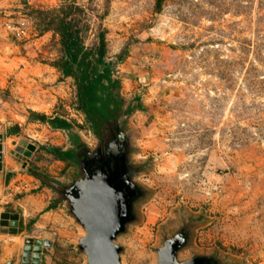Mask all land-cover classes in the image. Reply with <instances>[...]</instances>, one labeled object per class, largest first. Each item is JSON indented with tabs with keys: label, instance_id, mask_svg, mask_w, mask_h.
Masks as SVG:
<instances>
[{
	"label": "rangeland",
	"instance_id": "374dc122",
	"mask_svg": "<svg viewBox=\"0 0 264 264\" xmlns=\"http://www.w3.org/2000/svg\"><path fill=\"white\" fill-rule=\"evenodd\" d=\"M70 3L83 9L77 19L87 48L104 30L99 69L106 65L117 80L123 108H134L108 141L125 138L141 189L135 218L116 239L121 263L154 264L162 242L189 224L180 259L264 264V0H0L2 162H29L12 153L25 139L34 145L29 169L63 180V188L81 166L54 162L46 147L70 145L68 135L27 116L66 119L85 153L99 144L76 108L73 78L55 67L59 36L36 15ZM46 188H29L28 201L57 199V207L44 224L30 222L40 211L19 216L17 234L0 233V262L20 264L23 240L47 236L46 264H85L81 227L60 192ZM6 191L0 176V212H16Z\"/></svg>",
	"mask_w": 264,
	"mask_h": 264
},
{
	"label": "water",
	"instance_id": "95a60500",
	"mask_svg": "<svg viewBox=\"0 0 264 264\" xmlns=\"http://www.w3.org/2000/svg\"><path fill=\"white\" fill-rule=\"evenodd\" d=\"M120 137L118 133L106 149L97 146L94 151L88 150L80 160L81 174L60 191L70 215L82 229L77 248L85 256V264H122V246L116 239L135 218L133 207L141 196V189L132 179L134 170ZM2 139L0 134V169ZM18 142L12 153L30 158L34 145L22 138ZM48 149L52 151L53 147ZM18 220L16 212H0V233L17 234ZM187 234L181 229L166 238L156 250L154 264H218L210 255L180 259L178 253L186 245ZM23 242L20 264H40L42 248L49 244L48 237L45 240L26 237Z\"/></svg>",
	"mask_w": 264,
	"mask_h": 264
},
{
	"label": "trees",
	"instance_id": "16d2710c",
	"mask_svg": "<svg viewBox=\"0 0 264 264\" xmlns=\"http://www.w3.org/2000/svg\"><path fill=\"white\" fill-rule=\"evenodd\" d=\"M81 12H83L81 7L70 3L60 6L58 10H36V15L42 29L58 34L63 56L55 63V67L64 76L73 78L76 88V108L84 115L89 129L102 145L104 141L115 137L116 132L120 130L121 127L118 125L120 115L128 116L134 108L132 106L123 108L122 100L114 91L118 87L117 80L111 78L106 65L99 69L104 63L106 54L104 30L98 33V43L95 48H87L84 45L85 30L79 26L77 19L78 13ZM27 118L48 123L52 128L66 132L70 142L68 148L53 147L52 151L46 149L58 160L66 161L75 167L80 165L81 156L85 154L83 150L85 143L78 133L72 131L70 122L61 117L49 118L35 111H29ZM27 172L35 176L41 186L49 187L53 192H60L65 185L36 170L28 169ZM58 202L55 199L46 206L45 210L56 208Z\"/></svg>",
	"mask_w": 264,
	"mask_h": 264
},
{
	"label": "crops",
	"instance_id": "0c3cea01",
	"mask_svg": "<svg viewBox=\"0 0 264 264\" xmlns=\"http://www.w3.org/2000/svg\"><path fill=\"white\" fill-rule=\"evenodd\" d=\"M52 118V117H49ZM33 123V121H31ZM34 122H39V121H34ZM41 123V122H39ZM42 124H47L48 123H42ZM48 127H50L48 125ZM66 139L68 140V137L66 136ZM70 145L67 144V146L64 147H60L61 149H66L68 148ZM48 149V147H46ZM49 150V149H48ZM52 155V154H51ZM53 160L56 163H68L66 161H61L56 159L53 156ZM25 166L23 167L22 164H20V162H16L13 161V164H6L3 160V162L1 161V169H0V176H1V182L4 186V188H7V191L2 194V197L5 198L6 202L10 203L13 205V207L17 208V213L19 214L20 217H22L23 219L26 217H32L33 215H36L37 213H39L40 211H42L40 213V217L39 219L33 221L32 223L34 225H41L42 223L44 224L48 217L51 215L53 209H49V210H45L46 206L49 204V201L47 202H38V203H31L28 201L29 197H31L33 195V193L31 192V190L29 188H36L37 192H42L44 189H46L48 191V189L45 186H41L40 181L33 176L32 174H29L27 172V170L30 168L29 163H30V158H29V162L25 161ZM71 165V164H70ZM21 178L19 184L20 187L17 188L14 186L13 182L18 179ZM26 178H30V181H27ZM60 182H62L63 180L60 179H56ZM63 183V182H62ZM13 184V186H12ZM28 191V193H27ZM18 193L24 192L25 196L24 197H13V195H16ZM22 200V202H21ZM24 200V201H23ZM46 217V218H44ZM24 222V221H23ZM44 251L42 250L41 253V260H40V264H46V260H44ZM6 260H4V262H0V264H8L5 262Z\"/></svg>",
	"mask_w": 264,
	"mask_h": 264
},
{
	"label": "flooded vegetation",
	"instance_id": "af4514ba",
	"mask_svg": "<svg viewBox=\"0 0 264 264\" xmlns=\"http://www.w3.org/2000/svg\"><path fill=\"white\" fill-rule=\"evenodd\" d=\"M121 116V115H120ZM121 129H123V126H122V128ZM109 138V137H108ZM122 140H124L123 139V136H121L120 137ZM108 144V141H104V143H102V145H100V144H98V147H102L103 149H106V145ZM84 150V149H83ZM83 150H81L80 152H82ZM181 229H184V230H186L187 232H188V229H189V224H187V225H185V226H183Z\"/></svg>",
	"mask_w": 264,
	"mask_h": 264
},
{
	"label": "built area",
	"instance_id": "2783aa9c",
	"mask_svg": "<svg viewBox=\"0 0 264 264\" xmlns=\"http://www.w3.org/2000/svg\"><path fill=\"white\" fill-rule=\"evenodd\" d=\"M17 35H20V33H19V32H17ZM20 181H21V180H20ZM20 181H19V182H20ZM19 182H17V184H14V186H15V187H17V188H19V187H20V184H19Z\"/></svg>",
	"mask_w": 264,
	"mask_h": 264
},
{
	"label": "bare ground",
	"instance_id": "6f19581e",
	"mask_svg": "<svg viewBox=\"0 0 264 264\" xmlns=\"http://www.w3.org/2000/svg\"><path fill=\"white\" fill-rule=\"evenodd\" d=\"M85 138V137H84ZM24 201V200H23ZM12 239V238H11ZM14 239V238H13ZM15 240V239H14ZM16 241V240H15Z\"/></svg>",
	"mask_w": 264,
	"mask_h": 264
}]
</instances>
